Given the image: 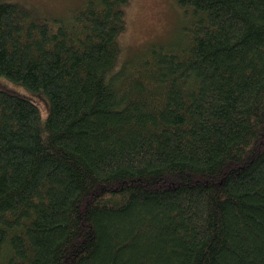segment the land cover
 <instances>
[{
	"label": "trees",
	"instance_id": "1",
	"mask_svg": "<svg viewBox=\"0 0 264 264\" xmlns=\"http://www.w3.org/2000/svg\"><path fill=\"white\" fill-rule=\"evenodd\" d=\"M129 1L0 3V76L49 103L0 88V264H264V0H176L121 60Z\"/></svg>",
	"mask_w": 264,
	"mask_h": 264
},
{
	"label": "rangeland",
	"instance_id": "2",
	"mask_svg": "<svg viewBox=\"0 0 264 264\" xmlns=\"http://www.w3.org/2000/svg\"><path fill=\"white\" fill-rule=\"evenodd\" d=\"M86 0H0L18 5L35 6L50 17L60 18L77 9ZM176 0H130L124 9L125 30L121 33V60L140 55L153 43L169 44L182 36L186 20ZM124 52V54H123ZM133 54V55H132ZM0 88L8 89L35 103L42 119L49 112L48 98L34 94L21 84L0 76Z\"/></svg>",
	"mask_w": 264,
	"mask_h": 264
},
{
	"label": "bare ground",
	"instance_id": "3",
	"mask_svg": "<svg viewBox=\"0 0 264 264\" xmlns=\"http://www.w3.org/2000/svg\"><path fill=\"white\" fill-rule=\"evenodd\" d=\"M129 1V0H128ZM176 4H177V2H176ZM126 5V4H125ZM155 45V44H154ZM167 46H169V45H167ZM123 54H124V52H123ZM133 55V54H132ZM144 55V54H143ZM141 56V55H140Z\"/></svg>",
	"mask_w": 264,
	"mask_h": 264
}]
</instances>
